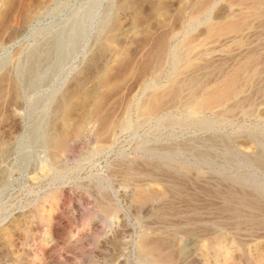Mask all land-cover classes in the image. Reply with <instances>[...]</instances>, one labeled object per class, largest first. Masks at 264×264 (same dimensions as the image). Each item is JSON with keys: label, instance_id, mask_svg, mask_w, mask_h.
Here are the masks:
<instances>
[{"label": "rangeland", "instance_id": "374dc122", "mask_svg": "<svg viewBox=\"0 0 264 264\" xmlns=\"http://www.w3.org/2000/svg\"><path fill=\"white\" fill-rule=\"evenodd\" d=\"M0 264H264V0H0Z\"/></svg>", "mask_w": 264, "mask_h": 264}, {"label": "bare ground", "instance_id": "6f19581e", "mask_svg": "<svg viewBox=\"0 0 264 264\" xmlns=\"http://www.w3.org/2000/svg\"><path fill=\"white\" fill-rule=\"evenodd\" d=\"M79 26V25H78ZM102 27V26H101ZM82 33V32H81ZM70 36L74 39L77 40L80 37V33L78 31H74L71 32ZM76 42V41H75ZM54 45L49 47L47 50L41 49L39 48V46H34L31 51H30V56L32 58L38 59V60H42V61H49L50 58H52L53 56L56 57H61L63 55V49H62V45H63V39L61 37H58L55 42H53ZM171 62H170V76L173 75V73L175 72V70L178 68L179 62L180 60V51L178 49V47L176 46L174 49H172L171 52ZM35 63V62H33ZM39 63V62H38ZM39 65V64H38ZM36 67V66H35ZM169 67V66H168ZM168 69V68H167ZM256 69V68H255ZM19 72L20 73H26L27 71H29V65H20L19 66ZM33 71V70H32ZM170 80V79H169ZM145 92V91H144ZM148 95V94H147ZM156 104V103H155ZM203 105V104H202ZM150 106V105H149ZM157 107V106H156ZM155 107V108H156ZM203 124V123H202ZM206 126L211 125V122L206 120L204 123ZM54 137L52 135H47L45 140L48 142V144L50 145H54ZM57 144V143H56ZM58 146L63 147L65 146V141H60L58 143Z\"/></svg>", "mask_w": 264, "mask_h": 264}]
</instances>
